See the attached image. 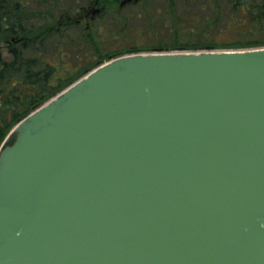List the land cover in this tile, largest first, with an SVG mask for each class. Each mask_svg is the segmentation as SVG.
<instances>
[{
    "label": "water",
    "instance_id": "1",
    "mask_svg": "<svg viewBox=\"0 0 264 264\" xmlns=\"http://www.w3.org/2000/svg\"><path fill=\"white\" fill-rule=\"evenodd\" d=\"M0 264H264V45L121 55L25 116Z\"/></svg>",
    "mask_w": 264,
    "mask_h": 264
},
{
    "label": "trees",
    "instance_id": "2",
    "mask_svg": "<svg viewBox=\"0 0 264 264\" xmlns=\"http://www.w3.org/2000/svg\"><path fill=\"white\" fill-rule=\"evenodd\" d=\"M81 1L0 0V47L2 43L8 46V57L0 50V145L11 128L23 117L81 77L82 73L100 64L101 59H97L89 61L84 70L77 66L76 76L75 73L72 75L73 70L69 73L70 69L65 64L67 53L63 48L64 42L77 47L82 37L93 41L91 32L79 25L81 14L75 17L77 19L66 16ZM84 1L89 7L94 0ZM117 1L100 0V4L114 7ZM170 6L173 7L172 2ZM199 6L202 9L201 15L189 12V15L182 18L179 16L177 24L198 22L200 26L209 29L225 27L227 32H233L235 38L221 43L219 46L222 47L240 48L264 44V0H204ZM117 8L121 9L120 6ZM54 23L65 27L55 30ZM72 33L78 35L77 39L71 37ZM165 44L159 46H188L186 42L178 40ZM120 53L117 51L102 57Z\"/></svg>",
    "mask_w": 264,
    "mask_h": 264
},
{
    "label": "rangeland",
    "instance_id": "3",
    "mask_svg": "<svg viewBox=\"0 0 264 264\" xmlns=\"http://www.w3.org/2000/svg\"><path fill=\"white\" fill-rule=\"evenodd\" d=\"M203 1L137 0L129 2L127 6L120 9L117 8L120 6V0H118L115 2L117 6H114L117 9L111 5L104 6L101 14L93 18L90 12L93 3L88 7V3L82 0L66 16L77 19L75 17L81 14L79 25L86 31L91 32L93 41H90L88 37H82L77 47H71L69 43L64 42L63 48L67 53L65 64L70 69L69 73L73 70L72 75L75 73L76 76L78 73L77 66L84 70L85 65L91 60L101 59L100 63H102L112 57L130 52H152L155 49L153 47H160L159 45L172 43L176 40L186 42L188 46L182 49L188 50L225 48L219 45L224 41H231L235 38L233 32H227L225 27H212L209 29L200 26L201 24H198V22L190 25L177 24L176 22L184 15H189V12L201 15L202 9L199 5ZM170 2L173 3V7L170 6ZM179 16L181 17L179 18ZM53 26L55 30L58 27L59 29L65 27L60 23H54ZM79 31L80 28L78 33ZM71 37L77 39L78 35L72 33ZM1 45L0 50L2 49L4 56L8 57V46L4 43ZM163 50H174V47L166 46ZM117 51L121 53L102 57L104 54H112Z\"/></svg>",
    "mask_w": 264,
    "mask_h": 264
},
{
    "label": "flooded vegetation",
    "instance_id": "4",
    "mask_svg": "<svg viewBox=\"0 0 264 264\" xmlns=\"http://www.w3.org/2000/svg\"><path fill=\"white\" fill-rule=\"evenodd\" d=\"M98 3V4H97ZM129 4V2H126V3H122L121 2V7H123V6H126V5H128ZM97 5V6H96ZM102 8V11L104 10V6H102V5H100L99 4V1L98 0H95V2H94V4H93V6L91 7V9H90V12L91 13H97V14H99L100 13V11H101V9H100V7ZM95 16V15H94Z\"/></svg>",
    "mask_w": 264,
    "mask_h": 264
}]
</instances>
